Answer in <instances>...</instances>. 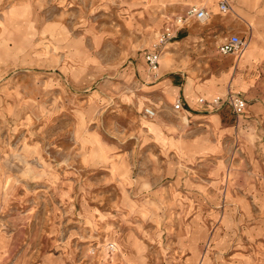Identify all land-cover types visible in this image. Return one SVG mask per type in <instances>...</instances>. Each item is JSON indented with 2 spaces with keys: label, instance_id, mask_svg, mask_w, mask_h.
I'll return each mask as SVG.
<instances>
[{
  "label": "rangeland",
  "instance_id": "374dc122",
  "mask_svg": "<svg viewBox=\"0 0 264 264\" xmlns=\"http://www.w3.org/2000/svg\"><path fill=\"white\" fill-rule=\"evenodd\" d=\"M228 1L0 0V264H264V0Z\"/></svg>",
  "mask_w": 264,
  "mask_h": 264
},
{
  "label": "built area",
  "instance_id": "2783aa9c",
  "mask_svg": "<svg viewBox=\"0 0 264 264\" xmlns=\"http://www.w3.org/2000/svg\"><path fill=\"white\" fill-rule=\"evenodd\" d=\"M218 7L221 11H225L229 7L228 0H218ZM189 14H192L196 19L207 18L209 17V11L205 6H198L192 4L187 8ZM166 37L160 36L159 40L154 44L153 48L147 50L144 54V60L147 64L148 69L153 72L157 70L159 66L160 58V44L165 42ZM246 43V40L241 37L237 32H230L219 44L218 50L221 54L235 53L239 54L242 52L243 47ZM200 103L206 104L212 108H220L221 106H228L234 116L238 119L242 116L246 104V99L238 91L229 90L225 94H218L211 98H206L200 96L198 98ZM184 107L183 100L181 97L175 98L173 102V108L176 110H181ZM144 115L152 118L155 115V110L146 106L143 110Z\"/></svg>",
  "mask_w": 264,
  "mask_h": 264
},
{
  "label": "crops",
  "instance_id": "0c3cea01",
  "mask_svg": "<svg viewBox=\"0 0 264 264\" xmlns=\"http://www.w3.org/2000/svg\"><path fill=\"white\" fill-rule=\"evenodd\" d=\"M192 5V4H191ZM206 8V7H205ZM245 8V7H244ZM247 11V10H246ZM247 41V40H246ZM229 54H231V53H227V54H222V55H224V56H227V55H229ZM241 54V52L239 53V54H236V56L238 57L239 55ZM237 59H239V57L237 58ZM248 63V62H247ZM246 64V63H245ZM180 71V70H179ZM179 71L178 70H170V73L172 72V73H179ZM175 78H177L178 79V77H176L175 75H166V76H164L161 80H160V84L162 85V86H165V87H167V88H169V86H174V87H177V90H176V93H173V95H175V94H177V92H178V94H179V89H181L182 88V93H183V104H184V107L182 108V110H186L185 109V106L187 107V105L189 106V105H191V106H193L194 104H192V103H190V100H192V98L190 97V95H189V91H190V84L189 83H187V85H186V88L184 89V84L185 83H183V85H182V87H180V85H178V83H177V81L175 80ZM200 97V96H199ZM245 97V96H244ZM245 99H246V104H245V108H244V112H243V114H242V116L240 117V118H238L239 119V121L240 120H245L246 118H247V114H246V106L248 105V100H247V98L245 97ZM197 101H198V99H197ZM196 101V102H197ZM198 103H199V106L200 107H202L201 109L202 110H207V111H215V110H218V109H220V108H212V107H209V106H207L206 104H203V103H200L199 101H198ZM190 107V106H189ZM222 107V106H221ZM188 111V110H187ZM189 113H190V111H189Z\"/></svg>",
  "mask_w": 264,
  "mask_h": 264
},
{
  "label": "bare ground",
  "instance_id": "6f19581e",
  "mask_svg": "<svg viewBox=\"0 0 264 264\" xmlns=\"http://www.w3.org/2000/svg\"><path fill=\"white\" fill-rule=\"evenodd\" d=\"M201 19H206V18H201ZM246 46H247V41H246V43H245L243 49H244ZM242 51H243V50H242ZM152 73H153V72H152ZM154 73H155V72H154Z\"/></svg>",
  "mask_w": 264,
  "mask_h": 264
}]
</instances>
